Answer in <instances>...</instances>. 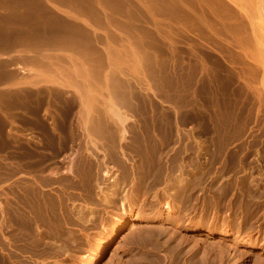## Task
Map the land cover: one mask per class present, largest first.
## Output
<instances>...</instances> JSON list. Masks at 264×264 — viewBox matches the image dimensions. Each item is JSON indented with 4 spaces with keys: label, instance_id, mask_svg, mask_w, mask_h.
Segmentation results:
<instances>
[{
    "label": "bare ground",
    "instance_id": "6f19581e",
    "mask_svg": "<svg viewBox=\"0 0 264 264\" xmlns=\"http://www.w3.org/2000/svg\"><path fill=\"white\" fill-rule=\"evenodd\" d=\"M40 1H42V0H40ZM53 1L54 2L58 1V3H60V2L63 3L66 1L69 9H71L73 7L76 9V6H78L76 4L77 3L80 4L81 1L82 2L84 1L83 6H84V8L86 7V9L89 8L88 14H90V17L97 16V18H99L98 16H100V15H97V14L99 13V11L100 12L103 11L105 14V18L108 15H110V17L109 16L107 17L108 19L109 18L111 19V20H109V22H112V21L114 22V20L116 19V16L118 15V14L116 15V13H118L117 10H119V8H117V7L119 6L118 4L120 3L119 0H115L114 1L115 3L112 0L111 1L110 0H101L100 1L101 3L99 2L100 7L97 8L100 10L97 11L95 8L96 7L95 2H97L96 0H48L49 6L51 7V8L49 7L48 10L51 12H53L52 11L53 7H54L53 9H55L56 8L55 6H58V5L54 6V3H52ZM123 1H125V0H123ZM246 1L247 0H151L148 2L150 4L154 3V6H153L154 9L152 7V9H151L152 11L150 10V13H154V15L152 14V16H153V20H155L156 23L158 22L159 18H163V15H166L165 17L167 19L164 18L165 20H163V22L161 19V22L163 24H166V26H170L171 29H172V27L179 28V30L182 34V35H180L178 33L179 36H184L186 39H190V40L195 41L194 45H196L197 48L203 47L206 50V51H203L204 49L199 48L200 50H198V51H201V53L196 52V50L194 49L193 52H191V54L184 55L185 52L183 54L182 53L179 54L178 52H176V50H173V48H174V45H173V48L169 47L170 49H167V51L171 55L169 57L168 55H166L167 52H165V50H164V47H166L167 44H165L166 46H164V44H161L159 42V40H158V42L160 44L159 43L153 44V46L149 45L147 47L146 51L144 50V46L142 45L143 48H141V51L143 49V52L144 51L145 52L141 53V51H138L139 50L138 46H137L138 44L136 45L135 40L140 39L141 32H142V31H140V29L143 30V28H145V29L148 28L149 23L147 24L145 22V21H148V20H144L146 17L142 18L141 20L138 19L140 21L138 23H136L138 20L137 21L133 20L135 18V15L132 16V17H134L132 19L133 22L135 21L134 23H132V21L130 20L131 17L125 18L127 20H123L124 23L122 22V19H121L122 24H120L117 20H115V21H116V23L118 22L121 25V27L124 26V28L125 27L127 28L129 26L132 27L133 24H134L133 27H139V28L141 27L140 29L138 28L140 34H139V32H135V33H138L140 35V36L138 35L139 38H138V36H135L137 38L135 40L134 39L132 40V42L135 41V43L134 42L133 43L135 44L134 46H137L138 50L135 47L133 48V45L130 42L129 43L131 44L132 47L129 45V43L127 44V45H129V48H128L129 50H127L124 45L122 46L124 41L122 42V44L120 43L121 47H116L117 45L119 46V44H115V42H114V44L116 46H113V47H116V48L111 47L113 49L107 48V50H106V48H104L106 50L105 52L107 54L106 55L107 58L104 55L105 59H107L106 61H104L103 55L101 54L102 50L100 51L101 53L100 52L98 53L97 49H96L98 42L96 43L97 44L96 47L94 45L95 41H93V40H92V42H89L88 44H87V41L85 44H83V45H85L83 47V49H85V55L82 54V55H84V58L81 60L75 59L74 57H73V59H75V60L70 58V62L72 64V69L69 71L67 70V71L70 74L71 73H73V74L70 75L69 73H67L68 75L65 76L67 78V79H65V82L67 84H65L63 81H59L60 79H57L58 82L54 81V82H56L55 85H57L58 87H61V89H58V90H62V88L64 89V87H66L67 90H68V88L72 89V91H71L72 94L70 92V94L68 93L69 95L67 97L63 96L65 98L63 105L65 103H67V106L65 105L64 107H60L62 104L60 106L58 104V106L60 108H58L57 110H55L56 109L55 108L54 110L56 112H52L51 110L46 111L45 109L48 108L49 107L48 106V107L44 108V110L46 112H43V110H42L41 114H39L40 113L39 109H41L42 107H40L39 109L37 107L34 110L30 109L31 111H29V114L33 116V117H31L32 120H31V118L29 120H31L34 130H36L35 136H34L36 139H34V140L32 139L33 141L29 139L30 141H32L31 143L34 145L33 149H31V144L29 141V143H27V144H29L30 146L29 145L23 146V144H22L20 146V150L18 151L19 154L17 153L20 156L19 157L20 163H18L19 165H17V166H19L20 172H19V175H15V176H17V179L15 178L16 179L15 187L13 186L15 188L13 191L14 192V198L13 199H15L14 202H10V200H13L12 198L10 199V197H9L10 200L5 201V198H4L5 202H2V203L0 202V264H38V262H37L38 260L39 261L43 260V261H41V264H42V262H44V264H62L63 260L61 261L60 259H57L58 257H60L61 255H65L66 253L67 254L70 253L69 251L73 247L81 249L82 246L84 245V243L82 244L80 237L78 239V236H77V235H81L84 233L79 234L80 233L79 232L76 235V232L74 230H72V228H71V226H73L75 221L80 222L81 225L83 226V229H88V233L86 234L87 237H89V235H88L90 233L89 231L93 230L94 228H97L96 226L99 225L98 221H99V223H101V227H100V231H99V233H100L99 237L100 238H96L95 242L91 245L92 247L97 249V252L95 254L96 255L95 261L100 259L102 256H105V254L108 252V247L111 245L112 241H114L115 237L117 238V236L119 235V233L121 231H123L124 229L129 227L128 233H126V235L123 234L124 238H125L124 241H126V238L128 237V235H130V234L132 235L136 229L140 228V230H141V227H144L143 223L145 224V223H149V222H152V223L153 222H161L158 225V227H155V229L150 228V229H146L145 231L143 230V234H141V235L139 234L140 235L139 238H137V236H136L138 234L137 232H139V231L136 230L137 232L136 231L135 232L137 234L136 235L133 234V236H136V237H132V236H131L132 238L129 237L131 239V241H129L128 243L126 242V243L130 244V245H136V247L140 246V248L142 247L143 251L145 249L147 251V253L149 250H152L151 252H153V249H155V248L159 249L158 251L160 252V249H162V248L165 249L167 247L168 248L172 247L173 244H170V241H173L171 239H174V238H172V236H173L172 234H174V232L171 233V236L169 233V236H168L169 238L166 237L165 239H163V235L167 232V229L170 228V226H169V228H167L165 226V223H169L175 229L178 228V226H180V227L183 226L182 229H184L185 231L191 232V231L197 230L199 232V230H201L202 232L206 233L205 235H207V236L212 235L213 231H215L216 228L213 226L214 222H212V221L207 222L208 216H206V215H207V209L208 208L207 207L205 208L206 197L203 196V200H201L202 205H203V209H201L200 213H198L200 216V220H198L197 222H194L192 220L191 216L189 215L192 212V209L194 208V205L193 206L191 205L193 202L191 204L188 201L185 202V200H187L186 198H189L191 193L195 192L193 190H194V188L198 182L197 181L198 179L197 180L194 179V177L196 175L194 176V174H190L191 172L190 173H184L182 171V169L180 167H178V164H177L175 167L179 168V169H177L178 172L169 171L168 169H167L168 171L163 172V171H165L164 170L165 168L163 169L162 172L157 170L158 172L154 171V173L152 172L153 170L152 171L144 170L146 172H143V174L141 172L142 177H139L138 173L135 172L137 169L136 164L128 167L129 161L127 162L128 163V165H127L126 161L124 160L125 162L123 163L124 164L123 166L124 167L126 166V169H127V171H125V175L123 174L124 175L123 176L121 174L123 177L120 175L122 177V178H120L119 176L116 177L117 175L115 173V177H112L113 171L111 173V170H106L107 167H106L105 162H107L106 160L108 159V156L113 155L115 152L119 153L117 155H120L121 157L123 156V159L128 160L129 158H128V156L126 157V154H128L130 152H128L126 149L125 150L128 153H124L125 151H123L124 150L123 146L128 145L127 144L128 141H127V143L125 142L126 145H123V146L122 145L119 146V143L122 142L123 140L125 141V139L127 140V137H128L127 135L132 134L130 132H134L135 134L140 133V135L143 133H144V135H147L148 133L152 134L153 132L156 133L157 131L155 129H156L158 122H159V121L157 122L156 120L157 119L160 120L159 117L161 118V120L163 119L166 122V123L165 122L161 123L162 121L160 120L161 121L160 123L163 125H167L164 127H161L162 125H158V126H160L159 128L162 129L163 132H165V133L173 134L172 132H173V124H174L175 128H177V131H176L177 136H174V137H178L179 129H180V127H182V126H180L181 125L180 123H184L186 121H192V120L195 121L196 119H201L202 117H205L206 114L210 112V111L209 112L207 111L211 107L210 105L216 104V106H217V104H219V102L221 103L220 97L228 96L230 93L232 94V97H230L231 95L228 96L231 98V99L228 98L229 102H230V107H231V102H236L238 104L240 112L241 111H247L249 113L250 112L249 110L252 111V109H254L255 104H256L255 101L261 100V98H263L262 97L263 94L261 92L264 90L256 91L254 88L255 85L253 86V83H250L249 80L254 79V77L256 78L255 74L261 68L260 67L258 69V66H261V65H262V67L264 66V45H262L263 42L261 43V39H260V41L258 40L259 34L258 35L256 34L258 32H256V30H254L255 27L253 29V20L252 19L254 18V20H255V18H256L255 13L257 12V10L258 11L261 10V12L262 11L264 12V6L262 8L260 6L261 3H258L260 5H258V8H256L257 10L255 9L256 11L255 10L253 11V13L255 12L253 14L255 17H252L253 16L252 13L250 11H247V9H245L246 8V6H245ZM21 2H22V0H21ZM111 2H112V4H111ZM37 3H38V1H37ZM231 3L235 4L236 7L238 6L239 9L238 8L236 9L235 7H233V5H231ZM45 4H47V3H45ZM159 5H164L165 9L163 8L164 10L163 9L161 10ZM148 6H150V5H148ZM45 7H46V9L48 8V6H44V8ZM158 8H160V10ZM153 10H154V12H153ZM86 12H88V11L86 10ZM96 12H98V13L96 14ZM121 12L123 13V11H121ZM125 12L127 13V11H125ZM175 12L177 13V15L175 14ZM73 13H74L73 15L75 16V12H73ZM259 13H260V11H259ZM129 14H131V13L129 12ZM136 14H137V11H136ZM155 14H162V16L156 15V17H154ZM174 14H175V16H174L175 18H172L171 16ZM64 15H66V14H64ZM131 15H133V14H131ZM71 16H72V13H71ZM138 16L139 15H137L136 17L137 18H139L140 16L144 17L145 15H140L139 17ZM157 16H159V17H157ZM168 16L170 18H168ZM177 16H178V18H176ZM125 17H127V16H125ZM150 17H151V15H150ZM119 18H121V17H119ZM76 19H79V17ZM174 19H176L175 23H177V24L174 23V21H173ZM104 20L106 22V19H104ZM92 22H94V20ZM77 23L78 22H76V26H79V25H77ZM73 24H75V23L73 22ZM79 24H80V22H79ZM106 24H107V22H106ZM117 24H116V28L118 26ZM162 25L160 24V26H162ZM113 26H115V24H113ZM110 27H111V25H110ZM43 28H45V27H43ZM166 28L168 29V27H166ZM131 29H133V28H131ZM138 29H137V31H138ZM171 29H169V30L171 31ZM105 30H106V32H105L106 38L104 35L103 39L104 38L107 39L108 37H110L109 36L110 32L107 31L108 29L106 28ZM121 31H122V28H121ZM124 32H125V30H124ZM78 33L79 32L76 33V31H73L71 28L70 29L68 28L65 31H64V28L62 31H57L55 29H51L49 31V35L52 38H50V37L49 38L58 41V40H60V38L63 37L62 39H65L63 42L68 41L67 43H69L70 47H72L71 46L72 42L73 43L77 42L78 38H80V36L79 37L77 36ZM94 33H96V32H94ZM101 33L104 34V32H101ZM167 33H169V32H167ZM92 35L90 36V38L92 37ZM111 35H112V33H111ZM131 35H132V33H131ZM46 36H45V38H46ZM121 36H122V34H121ZM133 36H134V34H133ZM119 37L120 36H117L116 40ZM135 37H133V38H135ZM164 37H165V35H164ZM112 38L115 39V37H113V35L111 36V40H112L111 43H113V41H116V40H113ZM143 38H144V36H143ZM174 38H176V37H174ZM105 39H104V41H105ZM142 39H140V40H142ZM145 39H147V37H145ZM145 39H143L141 41L142 44H144L143 41H145ZM150 39H152V38H150ZM165 39L167 41V35H166ZM177 39H178V37H177ZM44 40H46V39H44ZM162 40H164V39H162ZM180 40H182V38ZM184 40H183V42H184ZM202 40H205V42L207 41L210 45H212V47L206 45L207 43L205 45H204V43H201L200 41H202ZM101 41H102V39H101ZM104 41H102V42H104ZM107 41L108 40H106V42ZM147 41L145 44H147ZM150 41H149V43H150ZM109 43H110V41H108V44ZM124 43H126V42H124ZM138 43H139V41H138ZM103 44H105V43H103ZM139 44H141V43H139ZM179 44H181V43H179ZM182 45H183V43H182ZM105 46L108 47L109 45L108 46L105 45ZM145 46H147V45H145ZM178 46H180V45H178ZM130 47H131V49H130ZM187 48H188V50H190L189 47H187ZM192 48H194V47H192ZM101 49H103V47H101ZM99 50H100V47H99ZM212 50L213 51L214 50L219 51V53L221 54V56L219 54V57H222V59L217 58L218 56L214 57L212 55L213 53L212 54L210 53V51L213 52ZM42 52H44V51L42 50ZM179 52H182V51H179ZM129 54H131V56H130L131 61H134V62H132V64H129L130 66H128V64H127V63L131 62V61H129L130 60ZM69 56L71 57L72 55L69 54ZM77 56H78V54H77ZM80 58H82V57H80ZM114 58H116V59H114ZM119 60H121L120 64H119ZM125 60L127 61V63L125 62ZM208 60H210V61H208ZM115 61L118 62V64L116 63L117 65L115 64ZM54 63L55 62L51 61L49 63L50 66L48 65V67L49 68L51 67V69H55L57 66L55 65V68H54ZM66 67H67V65H66ZM128 67L129 68L131 67L130 69L132 72H130V70H129V72L127 71ZM20 68H22V67H20ZM57 69H58V67H57ZM262 71H264V70H262ZM35 74H37V73H35ZM38 74H40V73H38ZM55 78H57V76ZM55 78H54V80H56ZM261 83H262V86L264 89V72H263V75L261 77ZM258 84H260V82ZM57 86H55V88ZM103 90H105L106 93ZM73 91H74L75 95H73ZM255 91L260 92V93H255ZM102 92H104V95L106 94V96L102 95ZM60 95H62V94H60ZM54 96H55V94H54ZM43 97H44V95H43ZM56 97H53L54 100H57ZM63 97H62V100H63ZM57 98H59V97H57ZM154 98H159V99H163V100L170 102L172 105V107H171L172 109L168 112L160 113V115L158 117L157 114L155 113V108H154V106L155 105L158 106V104H156V101H154ZM37 99H38V97H37ZM37 99L35 98V101ZM222 99H225V98H222ZM41 100H44V98L43 99L41 98ZM155 100H157V99H155ZM27 101L29 104L30 99ZM32 101H33V99H32ZM35 101L33 103H35ZM166 101H163V102L165 103ZM38 102L40 103V100ZM55 102L57 103L58 101H55ZM60 102H62V101H60ZM159 102H160V100H159ZM163 102H161V103H163ZM223 102H222V104H223ZM33 103H31V104H33ZM44 103H45V101H44ZM157 103H158V101H157ZM29 106L31 107L30 104H29ZM36 106H37V104H36ZM51 106H53V105H51ZM76 106L78 108L77 111L75 110ZM157 106H155V107H157ZM216 106H215V108H216ZM219 106H221V104ZM226 106L227 105H225V107ZM235 106H237V105H235ZM32 107H33V105H32ZM222 107H223V105H222ZM234 108H236L238 110L237 107H234ZM160 109H161V106H160ZM169 109H167V110H169ZM211 109H213V108H211ZM167 110H165V111H167ZM256 110H258V109L256 108ZM26 111H28V110H26ZM32 111H33V113H32ZM136 114H139L140 122H142V121L144 122V124H142L141 127H140V125H138V126H134V124L129 125V123H131V122H134V123L138 122V120L134 117ZM253 114H254V112H253ZM30 115H29V117H30ZM21 116L23 118L22 114H21ZM245 117H246V115L242 116V119L245 120L247 118V117L246 118ZM257 117H258V115H257ZM48 118H52V120H50V119L48 120ZM73 118L75 119V122L77 121L76 127L73 124V121H72ZM206 118H207V116H206ZM238 118L240 119L241 117H238ZM203 119L205 120V118H203ZM203 119H201V120H203ZM201 120H199V121L196 120V121L201 122ZM204 120H203V122H201V126H202V123H204ZM211 120L213 121V119H211ZM207 121H208V119H207ZM245 121L247 122V119ZM254 121H256V120H254ZM234 122H236V121H234ZM248 122H249V120H248ZM251 122H253V121H251ZM203 128H204V126H203ZM140 129H141V131L143 130L142 133H141V131H139ZM181 130H182V128H181ZM159 133H160V131H159ZM155 135H153V136H155ZM182 135H183V133H182ZM182 135L180 134V136H182ZM79 136L81 137L80 138L81 140H83V141L85 140L84 145L82 147V150L81 149L80 150L83 153L86 152L88 155L86 156L85 155L86 153L85 154H83L82 152H80V153H82L86 157L94 156L95 153H93V151H94L93 149H95L97 152L98 148L102 147L101 149H102V151L104 150L103 152L105 153L103 159L102 158H101V160L98 159V161L95 160L98 158L99 155H97V154H99V153H96L97 158L94 159L96 162L89 161L90 159L87 160V158L81 159L79 162H77V160H76L77 157L70 158L71 159L70 162L68 159H66L69 162V163H67V164H69L67 167L68 169H65L67 171H63V170L59 171L58 169H60V167L62 165V158H58L57 156L61 152H64L65 150L68 149V144H71L68 141H74ZM130 137H132V136H130ZM141 137H143V136H141ZM174 137H172V138H174ZM12 138H7V136L5 138H3V141L0 142V148L4 147L7 143L8 144L10 143L9 144V146H10L12 144L11 142L14 140V139L12 140ZM137 138L139 139L137 148L141 151V153L147 155V157L144 155L143 156L148 159L147 162L149 161L148 162V169H149V164H150V166L160 164V163H157V161H159L162 156L164 157V155H162V153L164 152L163 149L166 146L165 143L167 140L159 139V135H158V139L162 141L161 143L157 142L158 140L156 141V140L151 139L152 141H150L149 137H147L148 139L145 137H144L145 139L139 138V137H137ZM154 138L156 139V137H154ZM10 139H11V141H10ZM104 139H106L107 141L108 140L111 141L110 143L112 145L111 144L108 145L107 141L103 142ZM132 139H133V137H132ZM135 139H136V137H135ZM129 140H130V138H129ZM26 141L28 142V139L25 140L24 142L26 143ZM133 141H134V139H133ZM136 141H137V139H136ZM116 142L118 143L117 144L118 147L116 145ZM13 143H14V141H13ZM16 143H19V142H17V140H16ZM42 143L46 147V150L48 149L47 151H42L43 153L37 149V147H38L37 144L41 145ZM81 143L83 144V142H81ZM125 143H123V144H125ZM129 143H131V142H129ZM133 145H134V143H133ZM17 146L18 145H16L15 148H17ZM130 147L132 150H134L131 145H130ZM69 148H71V147H69ZM182 148H180V149H182ZM180 149L178 148L179 151H180ZM13 150H15V149H13ZM139 150H137V151H139ZM161 150H163V152L160 154ZM3 151H5V149ZM76 151H78V149ZM188 151H189V149H188ZM116 153H115V157H117ZM132 153L134 155V151H132ZM132 153H130V154L132 155ZM64 154H65V152H64ZM78 154H79V152H78ZM101 154H102V152H101ZM130 154H128V155H130ZM7 155H9V154L7 153ZM79 155H81V154H79ZM9 156H11V155H9ZM76 156H77V153H76ZM96 156H94V157H96ZM166 156H168V155H165V157ZM80 157H82V155ZM193 157L195 158V156H193ZM199 157L202 158L201 156H199ZM215 157H217V156L215 155ZM19 158H17V159H19ZM133 158L135 159V157H133ZM140 158L141 157H139V159ZM167 158H165V160ZM205 158H204V160H205ZM134 159H133V162L135 161ZM141 159L143 160V158H141ZM197 159H194V160H197ZM173 160H174V158H172V161ZM189 160H190V158H189ZM234 160H232V161H234ZM64 161H65V159H64ZM117 161H118V163L122 164V159L120 160L118 158ZM117 161H115V163ZM130 161H131V159H130ZM137 161H140V160H137ZM212 161H214V160H212ZM232 161H231V163H232ZM178 162H180V159L178 160ZM178 162H175V163H178ZM181 162H182V160H181ZM187 162L188 161L186 160L185 164ZM111 163H112V161H111ZM115 163L113 161V164L115 166H117ZM198 163H200V162L198 161ZM121 164H119L118 166L120 167ZM189 164L190 163H188V165ZM232 164H234V163H232ZM111 165L109 168L113 167V166L111 167ZM188 165L186 164L184 166H188ZM195 166L197 167V165H195ZM206 166L208 167L207 164H206ZM24 167H28V168H25V169L29 170L27 174H25L26 172L23 173V171H22ZM103 167L106 168L104 173H102ZM196 167H195V169H196ZM54 168H56V169L54 170ZM141 168H142L141 170L143 171V167H141ZM162 168L160 170H162ZM139 169H140V167H139ZM184 169H185V167H184ZM191 169H193V168H191ZM198 169H200V167ZM175 170H176V168H175ZM203 170H205V168H203ZM100 171H102V172H100ZM199 171H202V170H199ZM210 171L211 170H209L208 173H210ZM115 172H118V171H115ZM192 172H195V171H192ZM122 173H124V172H122ZM14 174H16V173H14ZM100 174H102V175H100ZM206 176H207V174H206ZM212 176L209 175V177H212ZM200 177H201V175H200ZM152 178H153V180L151 181L152 184H150L149 181ZM142 179H143V182H144V180L146 182L143 185L144 187L139 184V181H141ZM202 179H203V177H202ZM205 179H206V177H205ZM221 179H223V178H221ZM252 179H251V181H252ZM108 180H109V182H107ZM194 180L197 181V182H195L196 185H193ZM127 181H130L131 189L130 188L126 189L127 183H128ZM207 181H209V180L207 179ZM210 181H211V179H210ZM153 183L154 184H159V183L163 184V186L161 188L162 194H160L159 191H157V190L154 191V189L155 188L157 189L159 186L156 187V185H154ZM219 183H220V181H219ZM207 184H209V183L206 182V185ZM202 185H204V184H202ZM11 186H10V188H11ZM200 186H201V183H200ZM13 187H12V189H13ZM79 188H81V191L83 188L87 191V195L85 197L83 196L84 200L87 203H85L84 205L81 204V206L79 205V207H76L75 203H74V201L76 200V198H74L75 195L72 198V196H71L72 194H71V192H69V190L70 189L71 190H73V189L79 190ZM215 188L217 189V187H215ZM223 188L225 189V187H223ZM206 189H207V187H206ZM211 189H210V191H211ZM6 190L9 191V188ZM86 191H83L82 193H84ZM213 191H215V190H213ZM219 191H220V189H219ZM219 191L217 192V194L219 193ZM11 192L12 191H10L9 194ZM3 193L5 195V192H3ZM78 193L80 194V192H78ZM201 193H204V192H201ZM247 193H248V191H247ZM247 193H246V196H247ZM250 193L253 194V192H250ZM193 194L195 195V193H193ZM198 194H199V192H198ZM213 194H214V192H213ZM223 194H225V193H223ZM216 195H215L214 199L218 200L220 195H218L219 197H217ZM239 195H243V193L239 194ZM9 196H11V195H9ZM252 196H250V197H252ZM6 197H8V195ZM80 197H82V196H80ZM211 197H212V195L210 196V199H211ZM216 197H217V199H216ZM222 197H224V196L222 195ZM250 197L248 198V200L250 199ZM146 198L150 199V202H151V203H149L150 206L148 208H146L147 211L145 212V214L138 216V218L136 217L138 219L137 222L133 221V223L130 225L128 215L131 213L133 207H137V209H136V210H138L137 213H139V214H141V212L143 213L144 212V210H142V205H143L142 203L143 202H140V201H142L143 199H146ZM240 198H241V196H239V199ZM236 199H237V197H236ZM196 200L198 201L199 197H197ZM220 200L221 199L218 200V204L220 203L219 202ZM212 201H207V202L209 203ZM239 201L241 202V200H239ZM244 201H245V199H244ZM69 202H71V204H72L71 206H73V207H69L70 206ZM199 202H200V200H199ZM230 202L233 203V201H230ZM249 202H250V200H249ZM213 203H215V202H213ZM238 204H240V203H238ZM229 205H230V203H229ZM245 205H246V207H248V205L252 206L251 203L248 205L247 204H245ZM199 206H201V204ZM216 206H217V204H216ZM231 206H234V205L232 204ZM253 206H254V204H253ZM217 207L220 208L219 206H217ZM256 208H258V207H256ZM227 209H229V208H227ZM251 209H252V207H251ZM245 210H246V208H245ZM245 210H244V212H245ZM256 211H258V210H256ZM216 212H219V211L217 210ZM247 212H248V210H247ZM245 214H246V212L244 213V215ZM232 216H234V215H232ZM232 216H231V214L229 216L227 215L224 219H222V222L220 221L221 225H222V228L218 229V231L220 232V235L226 236L227 239L232 240L234 244H246V243H248L247 239H248V237H251V235L247 236L248 234L247 235L241 234V232L243 230L242 226H244V225L241 226L239 223L240 221H238L239 225L237 223L238 226L233 227V224H235L234 223L235 220H233V219H235L236 217L234 218ZM183 219H185V222H183ZM73 228H74V226H73ZM153 228H154V226H153ZM244 228H246V227H244ZM141 231H140V233H142ZM174 231H175V234H177L176 230H174ZM202 232H199V233H202ZM178 233H180V232L178 231ZM245 233H248V232H245ZM167 234H168V232H167ZM167 234H165V235H167ZM180 234H178V235H180ZM182 234H184V233H182ZM232 234H234V235L231 236ZM178 235H176V236H178ZM75 236H76V238H75ZM179 237H181V238L178 240V243L175 241L177 244L174 243L176 246L175 245H173V246L178 248V249H183V247L186 248L184 246L187 243L186 239H185L186 237L184 238V235L183 236L181 235ZM192 237H194V236H192ZM200 237L201 236H198V237H196V239L193 240V243H194L193 245L198 246V248L201 245V247L204 248V246H202V245L205 244L206 238L203 239V240H205L203 242V240ZM84 239H86V238H84ZM87 240H89V239H87ZM187 241H189V239ZM260 243L259 244L255 243L256 246L253 244L255 246L254 248L258 249V248L264 247L263 242H262V244H260ZM212 244L213 243L211 241V245ZM216 244H215V246L219 247V245H216ZM222 244H224V243H222ZM225 244L228 245L227 243H225ZM211 245H208V246H211ZM213 245H212V248H214ZM249 245H251V244H249ZM190 246L189 247L187 246V247L190 248ZM234 247H236V246H234ZM243 247H244V245H243ZM195 248H197V247H195ZM209 248H211V247H208V249L206 250V257L203 256L204 258L201 261L206 262L208 255H210L209 251H208ZM173 249L171 251L170 250L169 251H170V253L173 252V255H175L174 252L177 250L173 251ZM191 249H193V248L191 247ZM124 250H125V248H124ZM130 250H131V248H130ZM222 250H221V252H224V250L223 251ZM1 251H3V252H1ZM74 251H77V250H74ZM185 251H186V249H185ZM190 251H192V250H190ZM254 251H252V252H254ZM151 252H149V253H151ZM178 252L182 253V251H180V250H178ZM178 252H177V254H178ZM217 252L220 253L219 250H217ZM72 253L74 254L75 252H72ZM140 253H141V251H140ZM144 253H146V252H144ZM183 253H184V251H183ZM186 253H187V251H186ZM210 253H212V251ZM242 253H244L243 250H242ZM24 254H27L26 255L27 257L29 254V256H31V260L29 261L26 258L24 259V257H23ZM137 254H139V253H137ZM156 254H157V252H156ZM187 254H186V256H188ZM196 254H198V252ZM256 254H257V252H256ZM145 255H147V254H145ZM153 255H151V256H153ZM171 255H172V253H171ZM214 255L215 254H213L212 256H214ZM224 255L225 254H223V256ZM234 255H236L235 256V259H237L236 261L241 260V262H242L244 259L243 256L245 254L243 255V254L239 253V251H238V253H235ZM151 256H150V258H151ZM162 256H164V255H162ZM137 257H138V255H137ZM143 257H145V256H143ZM198 257H196V258L198 259ZM218 257H220L219 254L217 256V259H218ZM256 257H257V255H256ZM42 258H45V259H42ZM48 258H50V260H51L50 262H52V263L46 262L48 260ZM150 258H148L149 259L148 262H150ZM157 258H160V257L158 256ZM166 258H168V257H166ZM194 258H195V256H194ZM144 259L145 258H143V260ZM169 259H171V257H169ZM222 259H223V257L221 258V260ZM164 260L166 261V259H164ZM226 260H228V259L226 258ZM130 261H126V262H130ZM145 261L147 263V259ZM155 261H157V260H155ZM161 261H162V259H161ZM176 261H178V264H179L181 262L180 257ZM190 261H193V259H191ZM254 261L257 264V261L255 259H254ZM132 262H133V264L134 263L135 264H140V263L144 264L142 261L141 255L138 258L132 259ZM207 262H208V260H207ZM224 262H225V260H224ZM261 262L258 261L259 264L263 263V262L262 263ZM154 263H158V262H154ZM163 263H165V262H163ZM173 263H175V261H173ZM183 263H185V262H183ZM125 264H127V263H125ZM152 264H153V261H152ZM168 264H169V262H168ZM204 264H206V263H204Z\"/></svg>",
    "mask_w": 264,
    "mask_h": 264
},
{
    "label": "rangeland",
    "instance_id": "374dc122",
    "mask_svg": "<svg viewBox=\"0 0 264 264\" xmlns=\"http://www.w3.org/2000/svg\"><path fill=\"white\" fill-rule=\"evenodd\" d=\"M46 1V0H45ZM44 1V4L45 3H47V4H45V6H48V8L47 9H49V3H48V0L45 2ZM97 2H95L96 4V10L97 11H99L100 9H97V8H99L100 7V1L101 0H96ZM111 1V0H110ZM113 2L115 1V0H112ZM120 1V3L118 4L119 6L117 7V8H119V10H117V12L118 13H116V19L115 20H117L120 24H122L121 23V19H122V22H123V20H127V19H125V18H130V20L132 21V23H134L135 21H137L138 19H142V18H145L144 20H148V21H145L149 26H148V28H143V30L142 29H140L139 27H133L134 26V24L132 25V27L131 26H129V27H125L124 28V26L123 27H121V25L118 23H116V21L114 20V22L112 21V22H109V20H111L110 18L108 19L107 17L109 16L110 17V15H108L106 18H105V14H104V12L103 11H99V13L98 12H96V14L97 15H100V16H98L99 18H97V16H93V17H90V14H88L89 13V8L88 9H86V7L84 8V6L82 5V7L84 8L82 11H75L76 9L73 7V8H71V9H69V7H68V5H67V3H66V1L65 2H60V3H58V1L56 2H52V3H54V6L55 5H58V6H55L56 8L55 9H53L52 8V13H54V14H62V13H67L68 14V20H69V22L71 23V24H73V22L76 24V22H78L77 23V25H79V27L80 28H82V29H84L85 30V32L89 35V37H88V40L90 41V42H92V40L93 41H95L94 42V45H95V47H96V45H97V47H96V49H97V52L99 53L101 50V54L103 55V58H104V61H106L107 59H105V57H106V50H107V48H109V49H113V48H116V47H121V44H122V42L124 41V42H126V43H124L123 42V44H122V46L124 45L125 47H126V49L127 50H129L128 48H129V45L131 46V44L130 43H132V45H133V48L135 47L136 49H137V46H138V51H141V48H143V46H144V50L146 51V49H147V47L149 46V45H152L153 46V44H158L159 42L161 43V44H164V46H166L165 44H167V46L166 47H164V50H165V52H167L166 53V55H168L169 57L171 56L170 55V53L167 51V49H170V48H173V45H174V48H173V50H176V52H178L179 54H183L184 52H185V54L184 55H186V54H191V52H193V50L195 49L196 50V52H198V53H201V51H198V50H200V49H204L203 47L201 48V47H199V48H197L196 47V45H194L195 44V41H193V40H190V39H186L184 36H179V34L180 35H182L181 34V32H180V30H179V28H177V27H172V29L170 28V26H166V24H163L162 22H163V20H165V19H167L165 16L166 15H163V18H159V20H158V22L162 25V26H160V24L157 22L156 23V21L155 20H153V16H152V14L154 15V13H150V10L152 9V7L154 6V3H152V4H150V3H148L149 1H151V0H125V1H121V0H119ZM100 2V3H99ZM118 2V1H117ZM127 2V3H126ZM81 3L82 4H84V1L82 2L81 1ZM115 3V2H114ZM113 3V4H114ZM125 3V4H124ZM258 3H261V5L260 4H258ZM111 4H112V2H111ZM145 5V6H144ZM148 5H150V6H148ZM231 5H233V7H235L236 9L238 8L239 9V7L237 6L236 7V5L235 4H233V3H231ZM258 5H260L262 8H263V6H264V0H247L246 2H245V6H246V8L245 9H247V11H250L251 13H252V15L255 13H253V11L256 9V8H258ZM129 6V7H128ZM122 7V8H121ZM128 7V8H127ZM159 7L161 8V10L164 8L165 9V6L164 5H159ZM51 8V7H50ZM160 8H158L159 10H160ZM66 9V10H65ZM123 9V10H122ZM148 9V10H147ZM153 9H154V7H153ZM163 9V10H164ZM51 10V9H50ZM60 10V11H59ZM86 10L88 11V12H86ZM132 10V11H131ZM257 10V9H256ZM255 10V11H256ZM59 11V12H58ZM121 11H123V13L121 12ZM125 11H127V13L129 14V12L131 13V14H133V15H131V14H127ZM129 11V12H128ZM136 11H137V14H136ZM149 11V12H148ZM152 11V10H151ZM259 11H260V13H259ZM257 10V12L255 13L256 15V18H255V20H254V18L252 19L253 20V29H254V27H255V29L254 30H256V32H258V33H256L258 36H259V38H258V40L260 41V39H261V43H262V45H264V12L262 11L261 12V10ZM51 12V11H50ZM73 12H75V16L73 15L74 13ZM103 12V13H102ZM125 12V13H124ZM133 12V13H132ZM153 12H154V10H153ZM71 13H72V16H71ZM70 14V15H69ZM78 14V15H77ZM104 14V15H103ZM175 14L177 15V13L175 12ZM175 14L174 15H172L171 17L172 18H175L174 16H175ZM102 15V16H101ZM135 15V18L134 17H132V16H134ZM137 15H145L144 17L142 16H138L139 18H137L136 16ZM150 15H151V17H150ZM156 15H161L162 16V14H155V16L154 17H156ZM125 16H127V17H125ZM160 16V17H161ZM254 15L252 16V17H255ZM79 17V19H76V18H78ZM119 17H121V18H119ZM157 17H159V16H157ZM102 18V19H101ZM124 18V19H123ZM134 18V19H133ZM137 18V19H136ZM165 18V19H164ZM168 18H170L169 16H168ZM176 18H178V16L176 17ZM86 19V20H85ZM90 19V20H89ZM104 19H106V22H107V24H106V22H105V20ZM108 19V20H107ZM135 20L134 22H133V20ZM157 19V18H156ZM161 19H162V22H161ZM85 20V21H84ZM94 20V22H92ZM104 20V21H103ZM140 20H138L136 23H138ZM178 20V19H177ZM143 21V20H142ZM174 21V23H175V21H176V19H174L173 20ZM79 22H80V24H79ZM86 22V23H85ZM88 22V23H87ZM102 22V23H101ZM99 23V24H98ZM110 23V24H109ZM124 23V22H123ZM92 24V25H91ZM103 24V25H102ZM109 24V25H108ZM113 24H115V26H113ZM116 24L118 25L117 26V28H116ZM175 24H177V23H175ZM91 25V26H90ZM110 25H111V27H110ZM91 28H90V27ZM93 26V27H92ZM120 26V27H119ZM84 27V28H83ZM110 27V28H109ZM151 27V28H150ZM166 27H168V29L165 28ZM94 28V29H93ZM108 29L107 31H109L108 33H109V36L110 37H108L107 39H105L106 38V34H105V32H106V30L105 29ZM121 28H122V31H121ZM131 28H133V29H131ZM140 29V31H142L141 32V36L139 35L140 34V32H139V29ZM175 28V29H174ZM70 29V28H69ZM130 29V30H129ZM136 31H135V30ZM137 29H138V31H137ZM169 29H171V31L169 30ZM95 30V31H94ZM124 30H125V32H124ZM147 30V31H146ZM100 31V32H99ZM127 31V32H126ZM132 31V32H131ZM179 31V32H178ZM94 32H96V33H94ZM101 32H104V34L103 33H101ZM135 32H139V34L138 33H135ZM149 34H148V33ZM167 32H169V33H167ZM177 32V33H176ZM99 33V34H98ZM111 33H112V35H113V37H115V39L114 38H112L113 40H116V37L117 36H120L119 38H117V42L116 41H113V43H111ZM131 33H132V35H131ZM143 33V34H142ZM179 33V34H178ZM94 36H93V35ZM98 34V35H97ZM117 34V35H116ZM121 34H122V36H121ZM130 34V35H129ZM133 34H134V36H133ZM175 34V35H174ZM92 35V39L90 38V36ZM105 35V41H104V39H103V36ZM140 36V39H142L143 38V36H144V38L143 39H145V37H147V39H145V41H143V43L145 44L146 43V41H147V44H145V45H147V46H145L144 44H142V40H140V39H136L137 37H135V36ZM148 35V36H147ZM164 35H165V37H166V35H167V41H166V39H165V37H164ZM97 36V37H96ZM129 36V37H128ZM139 36H138V38H139ZM79 37V36H78ZM131 37V38H130ZM133 37H135V38H133ZM152 38V39H150V38ZM154 37V38H153ZM164 37V38H163ZM174 37H176V38H173ZM177 37H178V39H177ZM180 37V38H179ZM102 39V41H104V42H102L101 41V39ZM164 39V40H162V39ZM182 38V40H180ZM79 39H81V38H79ZM120 39V40H119ZM135 40L136 41V45L137 46H134L135 44V41H133L132 42V40ZM172 39V40H171ZM185 39V40H184ZM98 40V41H97ZM106 40H108V41H110V43L108 44V41L106 42ZM119 40V41H118ZM129 40V41H128ZM151 40V41H150ZM158 40H159V42H158ZM183 40H184V42H183ZM89 41L87 42V44L89 43ZM100 41V42H99ZM138 41H139V43H141V44H139L138 43ZM149 41H150V43H149ZM156 41V42H155ZM182 41V42H181ZM98 42V43H97ZM102 42V43H101ZM114 42H115V44H119V46L117 45H115L114 44ZM130 42V43H129ZM153 42V43H152ZM155 42V43H154ZM175 42V43H174ZM201 43H204V45L206 44V45H208V46H210V47H212V45H210L207 41L205 42V40H202V41H200ZM97 43V44H96ZM103 43H105V44H103ZM107 43V44H106ZM121 43V44H120ZM129 43V45H127ZM159 43V44H160ZM170 43V44H169ZM179 43H181V44H179ZM182 43H183V45H182ZM189 43V44H188ZM111 44V45H110ZM114 44V45H113ZM127 46H126V45ZM169 44V45H168ZM188 44V45H187ZM105 45H109L108 47H104ZM141 45V46H140ZM143 45V46H142ZM172 45V46H171ZM178 45H180V46H178ZM186 45V46H185ZM113 46H116V47H113ZM177 46V47H176ZM182 46V47H181ZM73 47V46H72ZM72 47H70L69 46V49H67V48H57V49H54V50H52V51H48V52H50V53H46L47 55L49 54V55H53L54 57H52V58H49V61L51 62V61H53V62H55L54 63V68H55V65L58 67V69H57V67L55 68V69H51V67L49 68L48 67V65H49V63L47 64H24V66H23V68H21L23 71H26V72H22V71H19V70H21V69H18V67H15L14 68V71L16 72V76H15V79L14 80H12V81H5V82H3L2 84H4V86L6 87L3 91L5 92V93H7V92H9V91H14V92H16V105L18 106V107H24L25 106V109L26 110H28V111H24V112H22L21 114L23 115V118H22V116H21V114H20V116H19V119H18V117H12V116H5V121L7 122V124H8V128H7V138H12V140L14 141V143H13V141L11 142L12 144L9 146V144L7 143L4 147H2V148H0V150L1 151H3L4 149H5V151H3L2 153H1V156H0V158H1V160H2V164H3V167H2V170H0V171H2V172H0V202L2 203V202H5V201H7V200H10L11 198L13 199L14 198V187H15V183H16V179H17V176H15V175H19V172H20V170H19V166H17V165H19L18 163H20V156L18 155L19 154V150H20V146L23 144V146H25V145H29V144H27V143H29V141L30 140H34V139H36L35 137H34V135H35V132H34V128H33V124H32V122H31V120H32V118L31 117H33L32 115H30L29 114V111H31V110H34L35 108H37L38 107V109L40 108V107H42L41 109H39L40 111V113L39 114H41V112H42V110H43V112H46V111H52V112H56L55 110H57L58 108H60V107H64L65 105L67 106V103H65L64 105H63V103H64V97H67L69 94H70V92L72 91V89L70 90L69 88H68V90H67V88L66 87H64V89L62 88V90H58V89H61V87H58L57 85H55V83L56 82H58L57 81V79H60L59 81H63L65 84H67L66 82H65V79H67L65 76L66 75H68L67 73H69L68 71L69 70H71L72 69V64H71V62H70V58L71 59H73V57L75 58V59H78V60H81V59H83L84 58V55H81V54H78V53H76L77 51L76 50H74ZM99 47H100V50H99ZM101 47H103V49H101ZM111 47H113V48H111ZM132 47V46H131ZM131 47H130V49H131ZM170 47V48H169ZM176 47V48H175ZM187 47H189L190 48V50H188V48ZM192 47H194V48H192ZM104 48H106V50L104 49ZM178 48V49H177ZM214 48V47H213ZM73 49V50H72ZM181 49V50H180ZM182 51V52H179V51ZM144 51V52H145ZM203 51H206L205 49L203 50ZM213 51V50H212ZM215 51V52H214ZM213 52H211L210 51V53L214 56V57H216V56H218L217 58H219V59H222V57H219V51H216V50H214ZM52 52V53H51ZM55 52V53H54ZM66 52V53H65ZM70 52V53H69ZM131 52V51H130ZM143 52V49H142V51H141V53H144ZM61 56V57H59V55ZM69 54L70 55H72L71 57L69 56ZM77 54H78V56H77ZM132 54V53H131ZM131 54H129V61H131ZM216 54V55H215ZM63 55V56H62ZM66 55V56H65ZM74 55V56H73ZM104 55H105V57H104ZM114 55V54H113ZM58 56V57H57ZM78 58H77V57ZM220 56H221V54H220ZM80 57H82V58H80ZM61 58V59H60ZM80 58V59H79ZM107 58V57H106ZM133 58V57H132ZM75 59H73V60H75ZM114 59H116V58H114ZM59 62H58V61ZM63 63H62V62ZM69 61V62H68ZM114 61V60H113ZM208 61H210V60H208ZM58 64H57V63ZM67 62V63H66ZM120 62H121V60H119V64H120ZM124 62V61H123ZM125 62L127 63V61L125 60ZM132 62H134V61H131L130 63H127L128 64V66H130L129 64H132ZM62 63V64H61ZM118 64V62L117 61H115V64ZM116 64V65H117ZM66 65H67V67H66ZM13 66H16V64H13ZM50 66V65H49ZM47 67V68H46ZM261 67V68H260ZM66 68V69H65ZM131 68V67H130ZM129 67H128V69H127V71L129 72V70H130V72H132L131 71V69H130ZM260 68V69H259ZM258 69H259V71H257V73L255 74L256 75V78L254 77V79H252V80H249L250 81V83H253V86H254V88H255V90L256 91H262V90H264L263 89V86H262V83H261V77H262V75H263V72L264 71H262V70H264V66L262 67V65L261 66H258ZM68 70V71H67ZM67 71V72H66ZM35 73H40V74H35ZM260 73V74H259ZM70 74V73H69ZM71 74H73V73H71ZM70 74V75H71ZM82 74V73H81ZM131 74V73H130ZM133 74V73H132ZM259 74V75H258ZM37 75V76H36ZM69 75V76H70ZM57 76V78H55ZM53 77V78H52ZM60 77V78H59ZM260 77V78H259ZM54 78L56 79V80H54ZM39 79V80H38ZM54 81H56V82H54ZM252 81V82H251ZM257 81V82H256ZM260 82V84H258ZM52 83V84H51ZM257 83V84H256ZM258 85V86H257ZM55 86H57L56 88H55ZM257 86V87H256ZM262 86V87H261ZM260 87V88H259ZM41 88V89H40ZM46 89V90H45ZM258 89V90H257ZM64 90V91H63ZM28 92V93H30V97L27 99V100H29L30 99V102H29V104L31 105V107L29 106V104H28V101H26L25 103H20L19 101H18V92ZM99 91V90H98ZM104 92H105V90H103ZM255 91V93H260V92H256ZM67 92V93H66ZM101 92V91H100ZM99 92V93H100ZM104 92H102V95H104ZM57 93V94H56ZM69 93V94H68ZM106 93V92H105ZM263 95H262V97L263 98H261V100H256L255 101V107H254V109H252V111L254 112V114H253V112L251 111V110H249L250 112L248 113L247 111H241L240 112V110H239V107H238V104L236 103V102H231V107H230V102H229V99H231L230 97H232V94L230 93L228 96H230V97H228V96H223V97H220V99H221V103L219 102V104H217V106H216V104H213V105H210L211 107L209 108V110H207L209 113H207L206 114V116H207V118H206V116L205 117H202L201 119H203V118H205V120H204V123H202V126H201V122H203V120H201V119H196V120H201V122H198V121H186V122H184V123H180L179 125L180 126H182V127H180V129H179V135H178V137H174V136H177V134H176V131H177V128H175V125L173 124V134H169V133H165V132H163V130L162 129H160L159 127L160 126H158V125H162L161 127H164V126H167V125H163V124H161V123H164L165 121L162 119L161 120V118L159 117V115H160V113H163V112H168V111H170L172 108V105H171V103L170 102H168V101H166V100H163V99H159V98H154V101H156V104H158V106L157 105H155V106H157V107H155L154 106V108H155V113L157 114V116L159 117V119L162 121H160V120H156L157 122H158V125H157V127H156V131L158 132H156V133H148L147 135H144V133L143 134H141L140 135V133H137V134H135L134 132H130V133H132V134H130V135H127L128 137H127V140L125 139V141L123 140L122 142H120L119 143V146H123V145H126V143H127V141H128V145H126V146H123V151H125L124 153H128V152H130V153H132V151H134V155H133V153H132V155L130 154V153H128V154H130V155H128V154H126V157L128 156V160H126V159H123V156L121 157L120 155H117V154H119V153H116V156L117 157H115V153L113 154V155H109L108 156V159L106 160L107 162H105L106 163V167H107V169L106 168H102V171H100V172H102V173H104V171H105V169L106 170H111V173H112V171H113V173H112V177H115V173H116V177H120V178H122L124 175H125V171H127V169H126V166L124 167L123 165V163L126 161V163L128 162L129 163V165H128V163H127V165H128V167L129 166H131V165H135L136 164V166H137V169H136V171L135 172H137L138 173V176L139 177H142V174H143V172H146V171H152L153 173H154V171L155 172H158L157 170H159V171H163V169L165 170V171H163V172H166V171H175V172H178V170L177 169H179L178 167H180L181 169H182V171L184 172V173H190V174H194V176L196 177H194V179L195 180H197V181H193V185H196V183L195 182H197V185L195 186V188H194V190L193 191H195V192H192L191 193V195L189 196V198H186L187 200H185V202L186 201H188V202H190V204L193 206L194 205V208L192 209V212L189 214L190 216H191V218H192V220L194 221V222H197L198 220H200V216H199V214L198 213H200V211H201V209H203V205H202V201L201 200H203V196H205L206 197V201H205V208L207 207L208 209H207V215L206 216H208V221L207 222H209V221H212V222H214V227L216 228L215 229V231H213V233H212V235L211 236H207V235H205L206 233H204V232H202L201 230H199V232H202V233H199L197 230L196 231H191V232H189V231H185L184 229H182L183 228V226H178V228H173L169 223H165V226L167 227V228H169V226H170V230L169 229H167V232H168V234H167V232L165 233V234H167V235H163V239H165L166 237L167 238H169L168 236H169V233H170V236H171V233L172 232H174V234H172L173 236H172V238H176L175 240L174 239H171V240H173V241H170V244H173V245H175L174 243H178V240L181 238V237H179V236H183L184 235V238L186 239V244L184 245L186 248H184L183 247V249H178V248H176V247H174L173 245H172V247L171 248H162V249H160V252L158 251L159 249H153V252H151L152 250H149L148 251V253H147V251L144 249V251H143V248L141 247L140 248V246L139 247H136V245H130V244H127L129 241H131V239L130 238H132V237H136L137 236V238H139L140 237V235L141 234H143V230L145 231L146 229H155V227H158V225L161 223V222H149V223H143V225H144V227H141V230H140V228H138V229H136L137 231H139V232H137L136 230V232L138 233H136L135 231V233L133 232V234H137L136 236H133V234L131 235H128V237L126 238V241H124V235H126V233H128V228L129 227H127L126 229H124L123 231H121L120 233H119V235L117 236V238L115 237V239H114V241H112V243H111V247L109 246L108 247V252L105 254V256H102L100 259H98L97 261H95L96 260V252H97V249L96 248H94V247H92L91 245L95 242V239L96 238H100L99 237V231H100V227H101V223H99V221H98V224L99 225H97L96 227L97 228H94L93 230H91V231H89L90 233L88 234L89 235V237H87L86 236V234L88 233V229H83V226L81 225V223L80 222H74V224H73V226H74V228H73V226H71V228H72V230H74L75 232H76V235L79 233V234H81V233H84V234H81V235H77L78 236V239H79V237H80V240L82 241V244L84 243V247L82 246V248L81 249H79V248H71L70 249V253H66L65 255H61L60 257H58L57 259H60L61 261L63 260V262H62V264L64 263V264H125V263H127V264H133V262H132V259H135V258H138L140 255L142 256V261H143V263L145 264L146 263V259H147V263L146 264H152V261H153V264H162L163 262H165V263H163V264H168V262H169V264H178V261H176V260H178L179 259V257H180V263L179 264H204V263H208V264H256L255 263V261H254V259L257 261V264H259L258 263V261L259 262H263L264 263V247H261V248H254L255 246H256V244H259L260 242V244H262V242H263V244H264V91H262L261 92ZM54 94H55V96H54ZM60 94H62V95H60ZM71 94H72V92H71ZM101 94V93H100ZM38 95V96H37ZM40 95V96H39ZM43 95H44V97H43ZM73 95H75V93H74V91H73ZM257 95V94H256ZM59 97V98H57V97ZM61 96V97H60ZM64 96V97H63ZM104 96H106V94L104 95ZM37 97H38V99H37ZM51 97V98H50ZM53 97H56V99L57 100H54V98ZM62 97H63V100H62ZM35 98L37 99L36 101H35ZM41 98L43 99L44 98V100H41ZM50 98V99H49ZM222 98H225V99H222ZM229 98V99H228ZM234 98V97H233ZM32 99H33V101H32ZM60 99V100H59ZM155 99H157V100H155ZM40 100V103L38 102ZM48 100V101H47ZM159 100H160V102H159ZM35 101V103H33ZM43 101V102H42ZM44 101H45V103H44ZM52 101V102H51ZM55 101H58L57 103L55 102ZM60 101H62V102H60ZM157 101H158V103H157ZM163 101H166L165 103L163 102ZM224 101V102H223ZM262 101V102H261ZM42 102V103H41ZM49 102V103H48ZM66 102V101H65ZM161 102H163V103H161ZM222 102H223V104H222ZM228 102V103H227ZM7 102H5V101H0V104H2V105H5ZM31 103H33V104H31ZM44 103V104H43ZM47 103V104H46ZM51 103V104H50ZM161 103V104H160ZM227 103V104H226ZM29 106H27V105ZM36 104H37V106H36ZM57 104V105H56ZM58 104H59V106H58ZM221 104V106H219ZM227 105L226 107H225V105ZM234 104V105H233ZM262 104V105H261ZM32 105H33V107H32ZM51 105H53V106H51ZM168 105V106H167ZM222 105H223V107H222ZM235 105H237V106H235ZM49 106V107H48ZM160 106H161V109H160ZM215 106H216V108H215ZM261 106V107H260ZM46 107H48V108H46ZM221 107V108H220ZM230 107V108H229ZM234 107H237L238 108V110L236 109V108H234ZM44 108H46L45 110H44ZM56 108V109H55ZM170 108V109H169ZM211 108H213V109H211ZM219 108V109H218ZM256 108L258 109V110H256ZM31 109V110H30ZM55 109V110H54ZM77 106L75 107V110L77 111ZM167 109H169V110H167ZM211 109V110H210ZM235 109V110H234ZM74 110V111H75ZM158 112H157V111ZM164 110V111H163ZM165 110H167V111H165ZM239 111V112H238ZM217 112V113H216ZM247 112V113H246ZM260 112V113H259ZM32 113H33V111H32ZM159 113V114H158ZM211 113V114H210ZM19 114V113H18ZM25 114V115H24ZM209 114V115H208ZM224 114V115H223ZM248 114V115H247ZM250 114V115H249ZM29 115H30V117H29ZM244 115H246V119H247V122L245 121V120H243L242 119V116H244ZM257 115H258V117H257ZM28 116V117H27ZM209 116V117H208ZM212 116V117H211ZM249 116V117H248ZM251 116V117H250ZM137 120H138V124L137 123H134V122H131V123H129V125L131 124H134V126H138V125H140V127L142 126V124H144V122L142 121V122H140V116H139V114H136L135 116H134ZM234 117V118H233ZM238 119H236V118ZM238 117H241L240 119L238 118ZM257 117V118H256ZM22 118V119H21ZM31 118V120H29ZM213 119V121L211 120V119ZM256 118V119H255ZM259 118V119H258ZM52 120V118H48V120ZM207 119H208V121L210 122H208L207 121ZM242 119V120H241ZM253 119V120H252ZM248 120H249V122H248ZM254 120H256V121H254ZM73 124L75 125V127L77 126V121L75 122V119L73 118ZM221 121V122H220ZM234 121H236V122H234ZM239 121V122H238ZM246 123H245V122ZM251 121H253V122H251ZM161 122V123H160ZM166 123V122H165ZM200 123V124H199ZM207 123V124H206ZM263 123V124H262ZM203 126H204V128H203ZM159 128V129H158ZM181 128H182V130H181ZM182 132H181V131ZM139 131H141V129L139 130ZM143 131V130H142ZM142 131H141V133H142ZM159 131H160V133H159ZM181 132V133H180ZM203 132V133H202ZM182 133H183V135H182ZM134 134V135H133ZM156 134V135H155ZM180 134L182 135V136H180ZM153 135H155V136H153ZM158 135H159V139H163V140H167L166 141V146L164 147V152H163V150H161L160 151V154L162 153V155H164V157L162 156L161 158H160V160L159 161H157V163H160V164H156V165H151L150 166V164H149V169H148V162H147V155H145V154H143V153H141V151L137 148V146H138V141H139V139L137 138V137H139V138H147V137H149V140L150 141H152V140H158L157 142H162L161 140H159L158 139ZM161 135V136H160ZM130 136H132L133 137V139H134V141H133V139H132V137H130ZM136 137V139H137V141H136V139H135V137ZM141 136H143V137H141ZM18 137V138H17ZM154 137H156V139L154 138ZM170 137V138H169ZM172 137H174V138H172ZM81 137L79 136L78 138H76L74 141H68V142H70L71 144H68V149L67 150H65L64 152H65V154H64V152H61L57 157L58 158H62V165H61V167H60V169H58L59 171H67V170H65V169H68L67 167H68V165L69 164H67V163H69L70 162V158H74V157H77V162H79L81 159H85V158H87V160H89V161H94V162H96V161H98V159H100L101 160V158L103 159V157H104V150L102 151V147H100V148H98V150H97V152H96V150L95 149H93L94 151H93V153H95L94 154V156H96V153H99V154H97V155H99L98 156V158H97V156L96 157H94V156H88V157H86L88 154L86 153V152H82L81 150H82V147H83V145H84V141L83 140H81L80 139ZM129 138H130V140H129ZM144 138V139H145ZM179 138V139H178ZM28 139V142L26 141V143L24 142L25 140H27ZM30 139V140H29ZM148 139V138H147ZM152 139V140H151ZM170 139V140H169ZM16 140H17V142H19V143H16ZM19 140V141H18ZM24 140V141H23ZM32 140V141H33ZM10 141H11V139H10ZM32 141H30V144H31V149H33V147H34V145L31 143ZM107 140L106 139H104L103 140V142H106ZM67 142V143H68ZM81 142H83V144L81 143ZM111 141H107V144L108 145H110L111 143H110ZM119 142V141H118ZM126 142V143H125ZM129 142H131V143H129ZM25 143V144H24ZM123 143H125V144H123ZM133 143H134V145H133ZM137 143V144H136ZM170 143V144H169ZM206 143V144H205ZM80 144V145H79ZM82 144V145H81ZM106 144V143H105ZM118 143L116 142V145H117ZM185 144V145H184ZM198 144V145H197ZM205 144V146H203ZM13 145V146H12ZM15 145V146H14ZM16 145H18L17 146V148H15L16 147ZM70 145V146H69ZM72 145V146H71ZM112 145V144H111ZM130 145L132 146V148L134 149V150H132L131 149V147H130ZM184 145V146H183ZM188 147H187V146ZM30 146V145H29ZM37 149L40 151V152H42V151H47L46 150V147L44 146V144L42 143L41 145H38L37 144ZM80 146V147H79ZM129 146V147H128ZM135 146V147H134ZM169 146V147H168ZM69 147H71V148H69ZM117 147H118V145H117ZM183 147V148H182ZM185 147V148H184ZM190 147V148H189ZM44 148V149H43ZM178 148L180 149V148H182V149H180V151L178 150ZM187 148V149H186ZM13 149H15V150H13ZM78 149V151H76ZM81 149V150H80ZM119 149V148H118ZM128 151V152H126V150ZM130 149V150H129ZM166 149V150H165ZM186 151H185V150ZM188 149H189V151H188ZM9 150V151H8ZM13 150V151H12ZM137 150H139V151H137ZM178 150V151H177ZM199 150V151H198ZM15 151V152H14ZM136 151V152H135ZM176 151V152H175ZM184 151V152H183ZM196 151V152H195ZM78 152H79V154H81L82 155V157H80L81 155H79L78 154ZM80 152H82L83 154H85V155H83L82 153H80ZM101 152H102V154H101ZM119 152V151H118ZM140 152V153H139ZM181 152V153H180ZM186 152V153H185ZM7 153L9 154V155H11V156H9V155H7ZM15 153V154H14ZM18 153V154H17ZM43 153V152H42ZM68 153V154H67ZM76 153H77V156H76ZM167 153V154H166ZM6 154V155H5ZM75 154V155H74ZM138 154V155H137ZM159 154V153H158ZM200 154V155H199ZM71 155V156H70ZM140 155V156H139ZM146 156V157H144V156ZM165 155H168V156H166L165 157ZM181 155V156H180ZM189 155V156H188ZM215 155L217 156V157H215ZM66 156V157H65ZM85 156V157H84ZM101 156V157H100ZM111 156V157H110ZM120 156V157H119ZM132 156V157H131ZM137 156V157H136ZM176 158H175V157ZM193 156H195V158L193 157ZM199 156H201L202 158H200ZM56 157V158H57ZM90 157V158H89ZM92 157V158H91ZM114 159H113V158ZM133 157H135V159L133 158ZM139 157H141V158H143V160L140 158L139 159ZM168 157V158H167ZM199 157V158H198ZM205 158V160H204V158ZM212 157V158H211ZM214 157V158H213ZM17 158H19V159H17ZM80 158V159H79ZM95 158H97V159H95ZM111 158V159H110ZM119 158L120 160L122 159V164L121 163H118V161H117V159ZM165 158H167L166 160H165ZM172 158H174V160L172 161ZM180 159V162H181V160H182V162L180 163V162H178V160ZM189 158H190V160H189ZM199 160H198V159ZM216 158V159H215ZM64 159H65V161H64ZM66 159H68L69 160V162H68V160H66ZM79 159V160H78ZM93 159V160H92ZM96 161H95V160ZM130 159H131V161H130ZM133 159L135 160L134 162H133ZM170 159V160H169ZM176 159V160H175ZM178 159V160H177ZM194 159H197V160H194ZM230 159V160H229ZM235 159V160H234ZM27 160V159H26ZM125 160V161H124ZM137 160H140V161H137ZM145 160V161H144ZM186 160L188 161L186 164L188 165V163H190L188 166H184V165H186L185 164V162H186ZM193 160V161H192ZM202 160V161H201ZM212 160H214V161H212ZM232 160H234V161H232ZM111 161H112V163H111ZM113 161H114V163H115V161H117L115 164L117 165V166H115L114 164H113ZM167 161V162H166ZM169 161V162H168ZM172 161V162H171ZM190 161V162H189ZM198 161L200 162V163H198ZM208 163H207V162ZM212 161V162H211ZM221 161V162H220ZM228 161V162H227ZM231 161H232V163H234V164H232L231 163ZM131 162V163H130ZM136 162V163H135ZM140 162V163H139ZM164 162V163H163ZM171 162V163H170ZM175 162H178V163H175ZM204 162V163H203ZM241 162V163H240ZM65 163V164H64ZM162 163V164H161ZM167 163V164H166ZM170 163V164H169ZM194 163V164H193ZM203 163V164H202ZM67 164V165H66ZM110 164H112L111 165V167L112 168H109L110 167V165L108 166V165ZM119 164H121L120 165V167L118 166ZM147 164V165H146ZM173 164V165H172ZM178 164V167H175L176 165ZM180 164V165H179ZM192 164V165H191ZM206 164L208 165V167L206 166ZM66 165V166H65ZM158 165V166H157ZM164 167H163V166ZM195 165H197V167L195 166ZM156 166V167H155ZM160 166V167H159ZM167 168H166V167ZM196 167V169H195V167ZM206 166V167H205ZM18 167V168H17ZM65 167V168H64ZM139 167H140V169H139ZM141 167H143V171L141 170L142 168ZM155 167V168H154ZM159 167V168H158ZM163 167V168H162ZM183 167V168H182ZM184 167H185V169H184ZM188 167V168H187ZM193 168V169H191V168ZM200 167V169H198ZM25 168H28V167H24L23 168V173L24 172H26L25 174H27L28 173V171L29 170H27V169H25ZM109 168V169H108ZM114 168V169H113ZM121 168V169H120ZM123 168V169H122ZM136 168V167H135ZM162 168V170H160ZM175 168H176V170H175ZM203 168H205V170H203ZM56 168H54V170H55ZM125 169V170H124ZM151 169V170H150ZM168 169V170H167ZM187 169V170H186ZM198 169V170H197ZM225 169V170H224ZM12 170V171H11ZM18 170V171H17ZM27 170V171H26ZM122 170V171H121ZM140 170V171H139ZM144 170H146V171H144ZM199 170H202V171H199ZM209 170H211L210 171V173H208L209 172ZM115 171H120L119 173L118 172H115ZM189 171V172H188ZM192 171H195V172H192ZM122 172H124V173H122ZM141 172H142V174H141ZM200 172V173H199ZM10 173V174H9ZM14 173H16V174H14ZM202 173V174H201ZM207 174V176H206V174ZM119 174V175H118ZM123 176H122V175ZM156 174V173H155ZM216 174V175H215ZM237 174V175H236ZM100 175H102V174H100ZM122 177H121V176ZM200 175H201V177H200ZM203 175V176H202ZM209 175L210 176H212V177H209ZM215 175V176H214ZM218 175V176H217ZM4 176V177H3ZM217 176V177H216ZM111 177V178H112ZM199 177V178H198ZM202 177H203V179H202ZM205 177H206V179H205ZM253 179H252V178ZM16 178V179H15ZM201 178V179H200ZM221 178H223V179H221ZM141 179V178H140ZM207 179L209 180V181H207ZM210 179H211V181H210ZM251 179H252V181H251ZM110 180V179H109ZM109 180L107 181V182H109ZM153 180V178L149 181L150 182V184H152V181ZM220 181V183H219V181ZM246 180V181H245ZM203 183H202V182ZM207 183H209V184H207L206 185V182ZM218 181V182H217ZM251 183H250V182ZM128 183H127V187H126V189H131V187H130V185H131V183H130V181H127ZM148 182V183H149ZM201 183V186H200V183ZM227 184H226V183ZM235 182V183H234ZM146 182H145V180H144V182H143V179L141 180V181H139V184L141 185V186H143L144 184H145ZM218 183V184H217ZM10 184V185H9ZM154 184V183H153ZM160 184V183H159ZM159 184H154V185H156V187H158L157 189L155 188L154 189V191L155 190H157V191H159V193L160 194H162V186H163V184L161 183L160 185ZM202 184H204V185H202ZM215 184V185H214ZM12 185V186H11ZM129 185V186H128ZM212 187H211V186ZM223 185V186H222ZM238 185V186H237ZM9 186V187H8ZM10 186H11V188H10ZM14 186V187H13ZM210 186V187H209ZM217 187V189L215 188V187ZM227 186V187H226ZM231 186V187H230ZM235 186V187H234ZM12 187H13V189H12ZM144 187V186H143ZM206 187H207V189H206ZM220 187V188H219ZM223 187H225V189L223 188ZM239 187V188H238ZM9 188V191L8 190H6V189H8ZM212 188V189H211ZM214 188V189H213ZM220 189V191H219V189ZM84 189V188H83ZM82 189V191H81V188H79V190H76V189H73V190H69V192H71V196H72V198H73V196L75 195H77L76 197L74 196V198H76V200L74 201V203H75V206L76 207H79V205L81 206V204L82 205H84L85 203H87L85 200H84V197L87 195V191L84 189L83 190ZM210 189H211V191H210ZM222 189V190H221ZM4 190V191H3ZM6 190V191H5ZM213 190H215V191H213ZM10 191H12L10 194H9V192ZM83 191H86V192H84V193H82ZM199 192V194H198V192ZM208 193H207V192ZM219 191V193L217 194V192ZM233 191V192H232ZM245 193H244V192ZM247 191H248V193H247ZM255 191V192H254ZM2 192V193H1ZM3 192H5V195H4V193ZM78 192H80V194L78 193ZM197 192V193H196ZM201 192H204V193H201ZM213 192H214V194L217 196V197H219L218 195H220L221 193V195H220V197L218 198V200L219 199H221L219 202V204H218V200H215L214 198H215V195L213 194ZM250 192H253V194L252 193H250ZM76 193V194H75ZM193 193H195V195L193 194ZM211 193V194H210ZM223 193H225V194H223ZM229 193V194H228ZM232 193V194H231ZM234 193V194H233ZM243 193V195H239V194H242ZM246 193H247V196H246ZM80 196H84L83 198L82 197H80ZM82 194V195H81ZM207 196H206V195ZM8 195V197H6ZM9 195H11V196H9ZM121 195V194H120ZM212 195V197H211V199H210V196ZM222 195L224 196V197H222ZM237 195V196H236ZM254 197H253V196ZM5 196V197H4ZM79 196V197H78ZM193 196V197H192ZM202 196V197H201ZM229 196V197H228ZM239 196H241V198L239 199ZM246 196V197H245ZM250 196H252V197H250ZM9 197H10V199H9ZM191 197V198H190ZM197 197H199V200H200V202H199V200L197 201L196 200V198ZM210 199H208V198ZM217 197H216V199H217ZM236 197H237V199H236ZM250 197V202H249V200H248V198ZM4 198H5V201H4ZM8 198V199H7ZM83 200H82V199ZM202 198V199H201ZM252 198V199H251ZM227 199V200H226ZM233 199V200H232ZM244 199H245V201H244ZM248 201H247V200ZM14 200L15 199H13V200H10V202H14ZM80 202H79V201ZM145 200V201H144ZM192 200V201H191ZM196 200V201H195ZM213 200V201H212ZM239 200H241V202L239 201ZM84 201V202H83ZM207 201H212V202H207ZM230 201H233V203L232 202H230ZM247 201V202H246ZM140 202H143L142 204L144 205H142V210H144V212L142 213L141 212V214H139V213H137L138 212V210H136L137 209V207H133V209H132V211H131V213L128 215V218H129V221H130V225L133 223V221H138V216H140V215H143V214H145V212L147 211V209L146 208H148L149 206H150V204L149 203H151L150 202V199L149 198H146V199H143L142 201H140ZM213 202H215V203H213ZM217 202V203H216ZM237 202V203H236ZM70 203V206L69 207H73V206H71L72 204H71V202H69ZM80 203V204H79ZM201 204V206H199L200 204ZM222 203V204H221ZM229 203H230V205H229ZM238 203H240V204H238ZM252 204V206L251 205H248V204ZM256 203V204H255ZM215 204V205H214ZM216 204H217V206H219L220 208H218L217 206H216ZM234 205V206H231V205ZM245 204H247L248 205V207H246V205ZM253 204H254V206H253ZM221 205V206H220ZM230 207H229V206ZM241 205V206H240ZM240 206V207H239ZM145 207V208H144ZM196 207V208H195ZM229 208V209H227V208ZM251 207H252V209H251ZM256 207H258V208H256ZM200 208V209H199ZM210 208V209H209ZM215 210H214V209ZM235 208V209H234ZM237 208V209H236ZM245 208H246V210H245ZM221 209V210H220ZM255 209V210H254ZM197 210V211H196ZM209 210V211H208ZM219 211V212H216V211ZM234 210V211H233ZM244 210H245V212H246V216L244 215ZM247 210H248V212H247ZM253 210V211H252ZM256 210H258V211H256ZM225 211V212H224ZM242 211V212H241ZM251 211V212H250ZM136 212V213H135ZM231 212V213H230ZM244 212V213H243ZM250 212V213H249ZM233 213V214H232ZM260 213V214H259ZM132 214V215H131ZM138 214V215H137ZM231 214V216L232 215H234V216H232V217H236L235 219H233V220H235V224H233V227L235 226H238L239 225V223H240V225L242 226V225H244V226H242L243 228V230H242V232H241V234L242 235H247V236H249V235H251V237H248V239H247V241H248V243H246V244H234L233 243V241L232 240H230V239H227V237L226 236H221L220 235V232L218 231V229L219 228H222V225H221V222H222V219H224L227 215L229 216ZM237 214V215H236ZM250 214V215H249ZM188 215V216H189ZM193 215V216H192ZM248 215V216H247ZM252 215V216H251ZM99 216V215H98ZM137 217V218H136ZM215 217V218H214ZM241 217V218H240ZM244 217V218H243ZM258 217V218H257ZM218 218V219H217ZM247 220H246V219ZM99 219V218H98ZM244 219V220H243ZM242 220V221H241ZM255 220V221H254ZM221 221V222H220ZM238 221H240L239 223H238ZM183 222H185V219H183ZM216 222V223H215ZM220 222V223H219ZM244 222V223H243ZM246 222V223H245ZM237 223H238V225H237ZM155 224V225H154ZM246 224V225H245ZM129 225V226H130ZM79 226V227H78ZM153 226H154V228H153ZM78 227V228H77ZM172 227V228H171ZM244 227H246V228H244ZM78 230H77V229ZM85 228V227H84ZM158 229V228H157ZM173 229V230H172ZM178 229V230H177ZM174 230H176V233L177 234H175V231ZM217 230V231H216ZM82 231V232H81ZM140 231L142 232V233H140ZM178 231L181 233H178ZM259 231V232H258ZM92 232V233H91ZM217 232V233H216ZM245 232H248V233H245ZM182 233H184V234H182ZM121 234V235H120ZM124 234V235H123ZM140 234V235H139ZM178 234H180V235H178ZM186 234V235H185ZM215 234V235H214ZM84 235V236H83ZM176 235H178V236H176ZM234 234H232L231 236H233ZM132 236V237H131ZM176 236V237H175ZM192 236H194V237H192ZM198 236H201L200 238L203 240V239H205L206 240V242H205V244H203L202 246H204V248L203 247H201V245L199 246V248H198V246H195V245H193L194 243H193V240L194 239H196V237H198ZM86 238V239H84V238ZM122 237V238H121ZM130 237V238H129ZM179 237V238H178ZM189 237V238H188ZM75 238H76V236H75ZM129 238V239H128ZM87 239H89V240H87ZM189 239V241H187ZM251 239V240H250ZM128 240V241H127ZM205 240H203V242L205 241ZM219 240V241H218ZM85 241V242H84ZM87 241V242H86ZM176 241V242H175ZM211 241H212V243L214 244H212L213 245V247L214 248H212V245H211ZM127 242V243H126ZM221 242V243H220ZM125 243V244H124ZM176 243V244H177ZM217 243V244H216ZM222 243H227L228 245H224V244H222ZM256 243V244H255ZM87 244V245H86ZM124 244V245H123ZM188 244V245H187ZM191 246H190V245ZM215 244L216 245H219V247H217V246H215ZM222 244V245H221ZM232 244V245H231ZM249 244H251V245H249ZM255 246H254V245ZM208 245H211V246H208ZM230 245V246H229ZM243 245H244V247H243ZM121 246V247H120ZM176 246V245H175ZM190 246V248H188V247ZM194 246V247H193ZM211 247V248H209V254L210 255H208V258L206 259V262H203V261H201L204 257H206V250L208 249V247ZM227 246V247H226ZM229 246V247H228ZM234 246H236V247H234ZM117 247V248H116ZM131 248V250H130V248ZM191 247L193 248V249H191ZM195 247H197V248H195ZM207 247V248H206ZM224 249H223V248ZM231 247V248H230ZM234 247V248H233ZM251 247V248H250ZM124 248H125V250H124ZM128 248V249H127ZM174 248V249H173ZM176 248V249H175ZM168 249V250H167ZM173 249V251H175V250H177V251H175L174 252V254L175 255H173V252H171L172 253V255H171V253H170V251ZM185 249H186V251H187V253H186V251H185ZM205 249V250H204ZM212 249V250H211ZM224 250V252H221V250ZM245 249V250H244ZM74 250H77V251H74ZM88 250V251H87ZM141 251V253H140V251ZM163 250V251H162ZM170 250V251H169ZM178 250H180V251H182V253L181 252H178ZM190 250H192V251H190ZM194 250V251H193ZM204 250V251H203ZM217 250H219V252L221 253H218L217 252ZM222 250V251H223ZM228 250V251H227ZM233 250V251H232ZM242 250H243V252L244 253H242ZM247 250V251H246ZM255 250V251H254ZM75 252L74 254L72 253V252ZM157 252V254H156V252ZM169 251V252H168ZM183 251H184V253H183ZM212 251V253L213 254H215L214 256H212L213 254L212 253H210ZM238 251H239V253H241V254H245L243 257H244V259H243V261L241 262V260H238V261H236L237 259H235V256L236 255H234L235 253H238ZM241 251V252H240ZM252 251H254V252H252ZM261 251V252H260ZM1 252H3V251H1ZM144 252H146V253H144ZM149 252H151V253H149ZM163 252V253H162ZM166 252V253H165ZM168 252V253H167ZM177 252H178V254H177ZM191 252V253H190ZM198 252V254H196V253ZM204 254H203V253ZM234 252V253H233ZM249 252V253H248ZM251 252V253H250ZM256 252H257V254H256ZM259 252V253H258ZM73 255H72V254ZM137 253H139V254H137ZM157 255H155V254ZM200 253V254H199ZM228 253V254H227ZM255 253V254H254ZM145 254H147V255H145ZM154 254V255H153ZM177 254V255H176ZM186 254L188 255V256H186ZM195 254V255H194ZM218 254L220 255V257L222 258L223 257V259L225 260V262H224V260L222 259L221 260V258L220 257H218V259H217V256H218ZM223 254H225L224 256H223ZM27 254H24V259L26 258V259H28L29 261L31 260V256H29V254H28V257L26 256ZM71 255V256H70ZM76 255V256H75ZM137 255H138V257H137ZM151 255H153V256H151V258H150V256ZM162 255H166L165 257L164 256H162ZM169 255V256H168ZM195 256V258H194V256ZM199 257H198V256ZM222 255V256H221ZM255 255V256H254ZM256 255H257V257H256ZM63 256V257H62ZM69 256V257H68ZM136 256V257H135ZM143 256H145V257H143ZM160 257L161 259H162V261H161V259L160 258H157V257ZM177 256V257H176ZM204 256V257H203ZM62 257V258H61ZM153 257V258H152ZM155 257V258H154ZM164 257V258H163ZM166 257H168V258H166ZM169 257H171V259H169ZM196 257H198V259L196 258ZM215 257V258H214ZM257 259H256V258ZM143 258H145L144 260H143ZM148 258H150V262H148L149 261V259ZM174 258V259H173ZM189 258V259H188ZM226 258L228 259V260H226ZM260 258V259H259ZM263 258V259H262ZM42 259H45V258H42ZM161 261H159V260ZM164 259H166V261L164 260ZM168 259V260H167ZM191 259H193V261H190ZM131 260V261H130ZM155 260H157V261H155ZM170 260V261H169ZM188 260V261H187ZM201 262H200V261ZM207 260H208V262H207ZM37 261V260H36ZM41 261H43V260H38L37 262H38V264H41ZM46 261V260H45ZM51 260H50V258H48V260L46 261V262H50ZM126 261H130V262H126ZM172 261V262H171ZM173 261H175V263H173ZM40 262V263H39ZM154 262H158V263H154ZM183 262H185V263H183ZM203 262V263H202ZM211 262V263H210ZM214 262V263H213ZM261 262V263H262ZM50 263H52V262H50ZM262 263V264H263ZM42 264H44V262H42ZM135 264V263H134ZM141 264V263H140Z\"/></svg>",
    "mask_w": 264,
    "mask_h": 264
},
{
    "label": "crops",
    "instance_id": "0c3cea01",
    "mask_svg": "<svg viewBox=\"0 0 264 264\" xmlns=\"http://www.w3.org/2000/svg\"><path fill=\"white\" fill-rule=\"evenodd\" d=\"M43 1L44 0H22L21 2V0H0V101L7 102L5 105L0 104V142H2L3 138L7 135L8 124L5 121V116L17 117L18 112L14 110L20 108L15 103L17 100L16 92L11 90L5 93L3 90L6 87L2 84L5 81H12L15 79L16 72L9 68L17 61L19 53H31L28 56H32L35 52H40L41 55L36 57L35 64L47 63L49 58L54 56L42 54V50L48 52L57 48L69 49L70 46L69 43H67L68 41L63 42L65 40L62 39L63 37L58 41L50 39L52 37L49 35V31L51 29L62 31L63 28L65 31L71 28L73 31H76V33L79 32L77 36L81 38V40L78 38L77 42H72L71 46H73V49L76 50L78 54L85 55V49H83L85 45L83 44H85L86 41L88 42L89 35L86 34L84 29L76 26V24H71L68 20L67 13H63L62 15L54 14L46 9V7L44 8L45 4ZM76 5H78L76 6V11H82L84 9L82 3H77ZM1 153L2 151L0 150V156ZM2 167L3 164L0 158V170H2Z\"/></svg>",
    "mask_w": 264,
    "mask_h": 264
},
{
    "label": "flooded vegetation",
    "instance_id": "af4514ba",
    "mask_svg": "<svg viewBox=\"0 0 264 264\" xmlns=\"http://www.w3.org/2000/svg\"><path fill=\"white\" fill-rule=\"evenodd\" d=\"M43 54H46V53H50V52H42ZM31 53H19V55H18V59H17V61L14 63V64H16V66H13V65H11L10 66V70H14V68L15 67H18V69H21L20 67H22L23 68V66H24V64H35V60H36V57L37 56H40L41 55V53L40 52H35V54L34 55H32V56H28V55H30ZM19 71H22V72H26V71H23L22 69L21 70H19ZM28 94V95H27ZM31 95H30V93H28V92H18V101L21 103H25L26 101H27V99L30 97ZM24 101V102H23ZM15 112H18L19 114H18V119H19V116H20V114L22 113V112H24L25 111V106L24 107H20V108H17V109H15L14 110ZM34 132H36V130H34ZM35 136V135H34ZM206 144V143H205ZM205 144L203 145V146H205Z\"/></svg>",
    "mask_w": 264,
    "mask_h": 264
}]
</instances>
